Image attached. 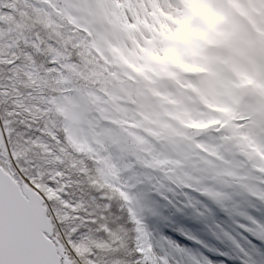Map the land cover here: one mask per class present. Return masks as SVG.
I'll return each instance as SVG.
<instances>
[{"label":"snow or ice","instance_id":"obj_1","mask_svg":"<svg viewBox=\"0 0 264 264\" xmlns=\"http://www.w3.org/2000/svg\"><path fill=\"white\" fill-rule=\"evenodd\" d=\"M138 2L21 0L20 15H0V264L222 259L192 255L171 240L158 252L137 187L165 199L179 191L177 211L191 209L200 220L216 209L240 217L236 228L251 240L241 244L219 223L216 232L235 245L240 264H264V218L234 199L244 193L264 203V172L246 155L224 154L233 137L264 151V106L236 112L232 103L215 105L212 117L191 128H170L156 96H175V89L162 71L149 84L139 80L144 65L134 58L137 48L157 61L174 49L154 50L146 31L133 47L127 34L141 23L129 5ZM12 7L0 0V9ZM162 156L171 171L149 163Z\"/></svg>","mask_w":264,"mask_h":264},{"label":"rangeland","instance_id":"obj_2","mask_svg":"<svg viewBox=\"0 0 264 264\" xmlns=\"http://www.w3.org/2000/svg\"><path fill=\"white\" fill-rule=\"evenodd\" d=\"M16 5V11L5 8L4 14L20 15L21 0H17ZM129 9L141 23V28L127 34L133 47H137L138 39H147L146 31L153 38L154 50L158 45L174 49L157 61L137 48L134 58L138 64L144 65V71L138 74L139 80L149 84V77L162 71L166 82L175 89V96H156L170 128H186L183 115L192 117L193 121L212 117L215 105L232 103L236 112L249 106H264V0H192L191 4L179 0V7L167 0H147V3L139 0L130 4ZM168 57L176 58L181 65L166 66L162 61ZM185 64L197 70L189 72ZM222 110V107L217 109ZM237 153L248 156L251 161L255 158L261 168L253 166L264 172V151L255 141L233 137L224 146V154L231 159ZM260 187L264 188V184ZM133 194L139 197L144 207V223L161 254L167 249L165 241L171 240L192 255L206 257L210 252L222 257L213 264H240L238 249L215 229L217 223L222 224L244 244L252 238L243 229L236 228L235 221H241L240 217L230 218L219 210L212 219L200 220L192 210L189 214L185 209L183 216L179 217L181 222L169 223L163 219L161 206L151 199L154 192L147 187H137ZM245 196L253 203L240 209L264 218V203ZM182 221L196 227L184 226ZM183 228L185 233L181 231Z\"/></svg>","mask_w":264,"mask_h":264},{"label":"trees","instance_id":"obj_3","mask_svg":"<svg viewBox=\"0 0 264 264\" xmlns=\"http://www.w3.org/2000/svg\"><path fill=\"white\" fill-rule=\"evenodd\" d=\"M9 2H13V11H16L17 9V0H9ZM8 9V8H7ZM4 11H5V8H2L0 9V13H3L4 14ZM161 48L160 45H158L156 49H159ZM162 55H164L163 53H161V57H163ZM166 64V66H174V67H177V66H180V62L176 59V58H167L165 59V61H162ZM184 120H185V123L187 125L186 128H191L192 127V123L193 122V118L192 117H187L185 115L181 116ZM171 127H175V126H171ZM176 128H183V127H176ZM166 158L165 157H160V159L158 160H149V163L154 166L155 168L163 171L165 169H168L169 171H171V167H170V161L169 162H165ZM252 164L254 166H256V168H261V163H259V161L255 162V158H253V160L251 161ZM193 167L194 168H199L200 165L198 163H196L195 161H193ZM213 171H216V169H212ZM179 178V177H178ZM237 191H240V189H236ZM218 195L222 198L225 193L221 192V193H218ZM151 199L155 200V203L157 205H160L161 207V212H163V219L167 220V222L169 223H175L177 221L181 222V220H179L181 216H183V212H180V211H177V206L179 204L180 201H183L184 199V196L182 193H180L179 191H177L176 193H169L168 194V199H165L164 196L160 195V194H157L154 192V194L151 196ZM235 203L240 207V208H244L243 206L246 205V204H251L252 205V200L247 198L245 196L244 193H241V194H237L235 196ZM251 200V203L248 201ZM188 210L189 214H191V209H186ZM217 211V210H215ZM183 225L185 226V223H183ZM182 226V225H181ZM184 231V228L183 230ZM185 232V231H184Z\"/></svg>","mask_w":264,"mask_h":264}]
</instances>
